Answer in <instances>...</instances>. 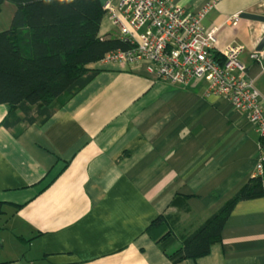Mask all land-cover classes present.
<instances>
[{"label":"crops","instance_id":"1","mask_svg":"<svg viewBox=\"0 0 264 264\" xmlns=\"http://www.w3.org/2000/svg\"><path fill=\"white\" fill-rule=\"evenodd\" d=\"M173 2L190 11L215 2L201 23L216 28L213 52L221 56L239 38L241 61L264 97V67L250 57L245 16L264 15V0ZM90 67L101 69L44 123L7 127L9 108L0 104V200L8 202L0 264H172L159 232H147L152 221L180 213L174 228L182 240L264 159L247 114L209 94L204 80L167 82L145 60ZM177 195L189 197L191 211H180L182 200L172 205ZM176 264H264V193L236 204L209 254Z\"/></svg>","mask_w":264,"mask_h":264},{"label":"trees","instance_id":"2","mask_svg":"<svg viewBox=\"0 0 264 264\" xmlns=\"http://www.w3.org/2000/svg\"><path fill=\"white\" fill-rule=\"evenodd\" d=\"M6 1L17 7L10 28L0 32V104L9 108L3 121L7 127L46 122L101 69L90 65L111 51L133 48L118 35L101 33L106 17L101 0H0V13ZM263 193L264 174L251 178L182 240L174 228L180 213H162L147 232H159L155 240L172 264L205 256L214 243L221 241L236 204ZM188 198L177 195L172 205L182 200L180 211H191ZM7 203L0 200V218L6 213Z\"/></svg>","mask_w":264,"mask_h":264},{"label":"built area","instance_id":"3","mask_svg":"<svg viewBox=\"0 0 264 264\" xmlns=\"http://www.w3.org/2000/svg\"><path fill=\"white\" fill-rule=\"evenodd\" d=\"M101 4L117 35L133 46L109 52L100 61L103 66L134 65L145 60L148 70L167 82L188 85L202 79L209 94L225 95L236 109L245 112L264 139V97L241 61L245 44L235 38L217 57L213 52L216 28L202 27L215 2L198 11L179 7L173 0H101ZM240 17L234 15L229 20L236 25ZM250 57L264 67V49L253 48ZM263 174L261 160L253 177Z\"/></svg>","mask_w":264,"mask_h":264},{"label":"rangeland","instance_id":"4","mask_svg":"<svg viewBox=\"0 0 264 264\" xmlns=\"http://www.w3.org/2000/svg\"><path fill=\"white\" fill-rule=\"evenodd\" d=\"M17 7L16 4L10 1H6L3 6H2V11L0 13V32L1 31H6L10 28L11 26V22H12V18L14 16V13L16 11ZM238 16V14H235ZM103 32H106L107 30L111 31H107L108 33H110L111 35L116 36L117 35V31L116 29H114L111 25V22L109 20V18L106 16L105 20H104V24H103ZM264 49V48H263ZM251 77V76H250ZM252 78V77H251ZM255 84V79L252 78ZM256 85V84H255ZM6 256V254L4 255ZM3 258V255L0 256V259Z\"/></svg>","mask_w":264,"mask_h":264},{"label":"water","instance_id":"5","mask_svg":"<svg viewBox=\"0 0 264 264\" xmlns=\"http://www.w3.org/2000/svg\"><path fill=\"white\" fill-rule=\"evenodd\" d=\"M251 24L253 45L257 50L264 48V15L245 14Z\"/></svg>","mask_w":264,"mask_h":264},{"label":"bare ground","instance_id":"6","mask_svg":"<svg viewBox=\"0 0 264 264\" xmlns=\"http://www.w3.org/2000/svg\"><path fill=\"white\" fill-rule=\"evenodd\" d=\"M254 48V47H253ZM245 49H246V46H245Z\"/></svg>","mask_w":264,"mask_h":264}]
</instances>
